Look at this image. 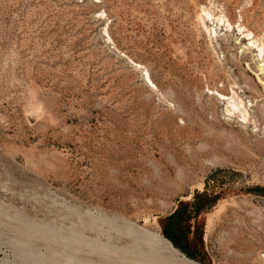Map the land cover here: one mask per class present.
Wrapping results in <instances>:
<instances>
[{"label": "rangeland", "instance_id": "rangeland-1", "mask_svg": "<svg viewBox=\"0 0 264 264\" xmlns=\"http://www.w3.org/2000/svg\"><path fill=\"white\" fill-rule=\"evenodd\" d=\"M262 187L264 0H0V264H264Z\"/></svg>", "mask_w": 264, "mask_h": 264}, {"label": "trees", "instance_id": "trees-1", "mask_svg": "<svg viewBox=\"0 0 264 264\" xmlns=\"http://www.w3.org/2000/svg\"><path fill=\"white\" fill-rule=\"evenodd\" d=\"M216 184H214L215 186ZM264 194V187L257 188ZM223 190H209L205 187L202 191H195L189 202L181 203L171 214L166 216L161 225V233L174 248L190 259L197 258V249L189 239L191 219L204 211L209 210L222 196Z\"/></svg>", "mask_w": 264, "mask_h": 264}, {"label": "bare ground", "instance_id": "bare-ground-1", "mask_svg": "<svg viewBox=\"0 0 264 264\" xmlns=\"http://www.w3.org/2000/svg\"><path fill=\"white\" fill-rule=\"evenodd\" d=\"M249 44H250V43H248V45H249ZM258 49H259V50H258L257 53H258V55L260 56V55H261V52H262V47H260V48L258 47ZM260 65H261V64H260ZM260 65H259V66H260ZM260 67H261V66H260ZM262 70H263V69H262ZM261 80H262V79H261ZM235 96H236V95H235ZM229 98H231V97H229ZM232 98H233V97H232ZM231 101H232V100H231ZM229 103H230V102H229ZM230 104H231V103H230ZM239 104H241V101H240V100H237L236 98H234L233 101H232V105H233V106H231V107H234V106L236 107V106L239 105ZM235 107H234V108H235ZM246 111H247V110L242 109V116H243V117L246 115V113H247Z\"/></svg>", "mask_w": 264, "mask_h": 264}]
</instances>
